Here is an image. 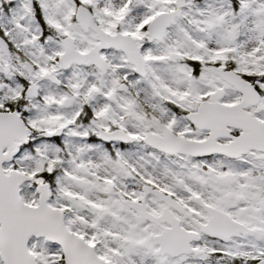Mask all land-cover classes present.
I'll list each match as a JSON object with an SVG mask.
<instances>
[{
  "label": "snow or ice",
  "instance_id": "1",
  "mask_svg": "<svg viewBox=\"0 0 264 264\" xmlns=\"http://www.w3.org/2000/svg\"><path fill=\"white\" fill-rule=\"evenodd\" d=\"M0 264H264V0H0Z\"/></svg>",
  "mask_w": 264,
  "mask_h": 264
}]
</instances>
